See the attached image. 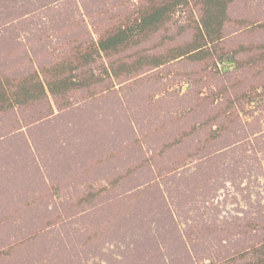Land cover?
<instances>
[{
    "label": "rangeland",
    "instance_id": "1",
    "mask_svg": "<svg viewBox=\"0 0 264 264\" xmlns=\"http://www.w3.org/2000/svg\"><path fill=\"white\" fill-rule=\"evenodd\" d=\"M162 1L0 0V264L264 258V0L213 42L185 0L96 56ZM24 82L43 92L16 104Z\"/></svg>",
    "mask_w": 264,
    "mask_h": 264
},
{
    "label": "trees",
    "instance_id": "2",
    "mask_svg": "<svg viewBox=\"0 0 264 264\" xmlns=\"http://www.w3.org/2000/svg\"><path fill=\"white\" fill-rule=\"evenodd\" d=\"M197 2H201L203 5V14L201 17V26L197 28V35L196 37L199 39H209L210 42L215 41V38H219L220 30L223 25V22L226 19V7L227 4L231 0H194ZM185 4V0H163L160 5H153L152 7L145 10V14L141 16L139 22H136L132 26H126L124 28L116 29L115 31L111 32L107 36L99 39L96 45V56L100 53H108L116 51L118 48L128 45L129 43L133 42V39L137 36H143L145 32L151 31L152 29L157 28L159 24L165 22L169 15L172 14L175 9L179 6ZM96 56L90 61H95ZM227 57V63H230V57ZM85 59V56L81 57ZM225 58V56H224ZM226 59V58H225ZM86 59V62H90ZM143 61L138 60L134 65L130 66V69L134 66L141 65ZM152 62H159L152 60ZM232 62V61H231ZM0 81V85H1ZM69 82L64 83V81H59L57 83H50L48 84V89L52 93H57L62 90H67ZM23 86L19 87V92L14 93L13 101L16 104H22L26 101H34L40 98V95L43 92V87L41 91L35 90L30 88L29 90L26 89V83L22 84ZM2 87V85H1ZM39 88V89H40ZM22 90V92H20ZM6 94L0 93V102H5L7 99ZM9 106H11L9 104ZM1 107L2 104H1ZM0 107V109H1ZM14 107V106H13ZM258 264H264V258L261 261L257 262Z\"/></svg>",
    "mask_w": 264,
    "mask_h": 264
}]
</instances>
